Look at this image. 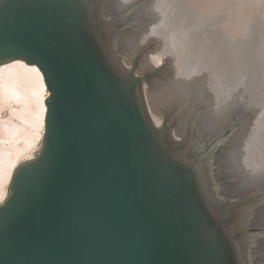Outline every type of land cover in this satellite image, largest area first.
<instances>
[{
	"label": "water",
	"instance_id": "water-1",
	"mask_svg": "<svg viewBox=\"0 0 264 264\" xmlns=\"http://www.w3.org/2000/svg\"><path fill=\"white\" fill-rule=\"evenodd\" d=\"M95 1L0 0V65H36L50 93L42 148L15 171L0 206V264H257L261 236L252 233L264 238V228L254 221L260 207L250 211L262 196L243 206L217 174L236 131L199 139L194 130L180 141L167 116L157 129L143 97L153 76L136 74L139 56L129 63L119 51L126 25L98 22ZM237 2L220 0L218 10L235 11ZM192 3L178 7L192 11ZM257 9L215 22L218 32L212 20L191 32L205 39V57H219L204 73L220 74L223 89L247 61L252 83L260 78L264 87V7ZM253 116L244 127L262 125L264 107ZM237 206L240 228L229 220Z\"/></svg>",
	"mask_w": 264,
	"mask_h": 264
},
{
	"label": "bare ground",
	"instance_id": "bare-ground-1",
	"mask_svg": "<svg viewBox=\"0 0 264 264\" xmlns=\"http://www.w3.org/2000/svg\"><path fill=\"white\" fill-rule=\"evenodd\" d=\"M178 1L180 0H96L94 4L97 5L98 22L106 16L105 18L118 19L126 25L118 44L119 51L129 63L139 56V74L153 76L150 83L143 86V97L147 100L151 114L149 117L155 127L160 123L161 115L170 113V122L176 126V135L190 136L193 133V123L189 117L194 114L190 93L194 86L205 87L211 79L204 73L208 61L202 54V47L206 43L195 42L191 32H196L204 23L211 27L210 20L213 29L218 32L220 29L217 23L222 20L221 17L217 20V15L206 19L211 17L209 14L212 12L205 11L206 6L200 7L203 0H191L192 11H187L184 6L183 11H177L174 15L172 11L179 8ZM206 1L213 2L217 7L220 3V0ZM242 6L246 7L248 3L244 2ZM121 10L122 14L119 12ZM128 10L136 11L131 23H127ZM243 10L241 15H245ZM230 11L239 16L237 9L236 12ZM188 13L196 15L194 30L190 23L187 24ZM103 29L107 33L108 43L110 33L107 28ZM155 33H159L156 48ZM150 45H154L153 49L142 53ZM110 51L111 48L108 47V52ZM217 74L212 78L214 83L203 91L212 100L215 96L219 98V94L225 91H222V85L216 84L220 76ZM199 94L200 92L197 95ZM49 96L44 75L36 65H29L22 60L0 65V205L9 197V186L15 171L23 163L35 159L36 153L42 148L47 115L46 98ZM199 101L200 96L197 98V102ZM195 112L194 116H198L199 111ZM4 113L6 118H3ZM204 120L201 119L200 127L205 125ZM182 149L188 150V146L184 145ZM241 219L242 209H238L233 220L237 222L238 228L242 224Z\"/></svg>",
	"mask_w": 264,
	"mask_h": 264
},
{
	"label": "rangeland",
	"instance_id": "rangeland-1",
	"mask_svg": "<svg viewBox=\"0 0 264 264\" xmlns=\"http://www.w3.org/2000/svg\"><path fill=\"white\" fill-rule=\"evenodd\" d=\"M244 2H246V4L248 3V6H257V12H259L264 7V0H238L237 14L239 16L237 17L236 13H234V17H237V19H242L244 16L241 15V11L245 8L242 6ZM212 3H208L206 0H203V4L200 5V7L206 6L205 11L212 12L209 14V16H211L210 18H205L212 19L219 16L217 20H219L221 17V25H224L231 18V11H217L218 7L214 3ZM124 6H126L127 8L129 7L125 4ZM124 6L121 9H123ZM155 6L157 5L155 4ZM122 11L123 10L119 11L120 14L123 13ZM177 11H180V9L175 8L172 11V14L175 15ZM127 12H129V10ZM133 14H136V11L129 12L127 16L128 21L126 20L127 23L133 22ZM187 15H191V17L189 16V19L186 18L187 24L195 21L196 15H193V13H188ZM134 19L135 17L133 18V20ZM207 24L208 23H206V25ZM218 29H220V27H218ZM231 31L232 30L225 27L223 30V34L229 35L231 34ZM158 36L159 33H155V48L157 46L156 43H159L157 39ZM196 40L200 43H206V41H203L205 39H202L201 37H197ZM217 42L218 40H215L213 42L214 46L217 45ZM205 59L208 61V63L214 62L215 65L220 61L219 57H217L216 59L205 57ZM246 63L247 65L244 66L245 71H243L242 73H239V70H237L235 66L229 72L228 78L226 79H229L234 83L232 82V84L227 88L222 89V91H225L221 92L222 94H219V98H217L218 96H215L214 100H216V102L212 100V97H208L205 92L203 94L204 88L209 87L210 84L214 83V81H212V78L215 75L211 76L209 83L205 87H203L202 85L201 88L200 86H194L193 90L190 93L192 94L190 98L191 108H193L194 114L196 113L195 111L199 112H197L198 116H194V114H192L189 119L190 122L193 123V131H196L199 139L213 138L221 133L225 134L227 132L228 137L233 131H236L234 137L227 143V145H225V149H223L224 151L219 157L221 165L220 167H218V178L220 181H224L226 183L225 190L227 193L233 195V197L235 196L236 198H239V201H247L246 204H242L243 206L250 207V203L252 201L249 202V200L253 199L254 197L262 196L259 203L252 205L251 208L253 209L250 208V212H255L257 210V207H260L259 210H257L254 221L257 226L264 228V122L262 125L252 126L251 128L247 124L245 125V127L243 126V124L248 120L253 119L256 108L261 109L264 107V87L262 84L263 81L260 78H258V84L252 83L250 79V73L252 72L253 65L252 63L250 64L249 61H247ZM127 67L131 68V64H128ZM215 73L217 74V72ZM136 74H138V71H136ZM218 75L220 74H217V76ZM220 79L221 75L218 76V79L216 80L217 85L220 84ZM236 84H239V86H236ZM145 85H147L146 82H144L143 86L145 87ZM221 88H223V86H221ZM244 90H246V92L248 93V98L244 94L241 95V91ZM199 92L200 101L197 102V98L199 97L197 94ZM145 104L147 107L148 115L151 117L146 99ZM6 116V113H4L3 118H6ZM166 116L167 118H169L168 125L172 128V135L177 140L181 141L182 138L180 136H177L175 133L176 126H173L175 124H170V113H167V115H161V117L159 118L160 123L156 125V128L161 129L163 127V122ZM201 119H205V125L202 124L203 128L200 127ZM220 150L221 148L219 150H216V157L220 153ZM39 152L36 153V157L38 156ZM224 201H226V198L224 199ZM240 207H235L234 211L229 215V220H234L236 211L238 209H242V206ZM252 234L256 235L257 237L261 236L259 240L260 242L258 241V244L255 243L256 241L254 242V245L258 246L257 252L253 256L257 264H264V238H262L263 235H261L262 233L258 231H255ZM250 254L251 253L249 252V256Z\"/></svg>",
	"mask_w": 264,
	"mask_h": 264
},
{
	"label": "snow or ice",
	"instance_id": "snow-or-ice-1",
	"mask_svg": "<svg viewBox=\"0 0 264 264\" xmlns=\"http://www.w3.org/2000/svg\"><path fill=\"white\" fill-rule=\"evenodd\" d=\"M3 59V55H0V60H2ZM38 70V69H37ZM53 100H55L56 99V95H55V90L53 89ZM50 107H53V109H55V105H54V103L53 104H50Z\"/></svg>",
	"mask_w": 264,
	"mask_h": 264
}]
</instances>
